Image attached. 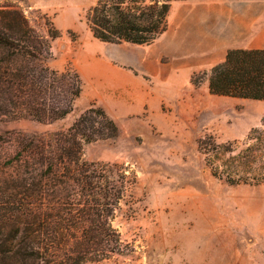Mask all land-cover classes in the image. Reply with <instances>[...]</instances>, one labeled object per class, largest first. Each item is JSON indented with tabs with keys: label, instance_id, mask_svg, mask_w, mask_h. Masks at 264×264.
<instances>
[{
	"label": "rangeland",
	"instance_id": "374dc122",
	"mask_svg": "<svg viewBox=\"0 0 264 264\" xmlns=\"http://www.w3.org/2000/svg\"><path fill=\"white\" fill-rule=\"evenodd\" d=\"M23 1L33 25L45 32V13L59 30L46 63L59 71L72 66L81 93L62 119H0V178L22 172L4 164L21 141L54 146L57 133L99 106L119 133L85 143L82 158L135 172L136 182L111 222L125 249L132 250L84 264H264V183L231 185L214 177L197 148L207 134L245 145L252 128H263L264 101L213 95L206 82L195 87L189 81L192 72L209 70L234 49L209 46L200 36L207 28L202 21L213 16L206 13L227 14L237 25L248 18L245 8L263 13L256 16L263 19L264 0L177 1L167 30L149 45L94 38L85 14L98 0ZM46 230L36 234L49 236ZM5 231L14 234L10 226ZM69 247L70 242L61 248Z\"/></svg>",
	"mask_w": 264,
	"mask_h": 264
},
{
	"label": "trees",
	"instance_id": "16d2710c",
	"mask_svg": "<svg viewBox=\"0 0 264 264\" xmlns=\"http://www.w3.org/2000/svg\"><path fill=\"white\" fill-rule=\"evenodd\" d=\"M177 1L98 0L85 22L102 42L149 45L167 30ZM23 3L0 0V119H62L81 93L80 76L70 65L60 71L47 65L51 40L60 32L45 13V32L33 25ZM189 81L195 87L206 82L213 95L264 101V49H228L222 62L192 72ZM118 133L107 112L92 105L56 134L54 146L40 139L20 142L4 164L22 172L0 178V264H84L132 250L111 222L136 182L135 172L82 158L85 143ZM197 148L214 177L231 185L264 183V125L250 130L245 145L207 134ZM9 226L14 234L5 231ZM45 229L49 236L36 234ZM68 242V249L61 248Z\"/></svg>",
	"mask_w": 264,
	"mask_h": 264
},
{
	"label": "crops",
	"instance_id": "0c3cea01",
	"mask_svg": "<svg viewBox=\"0 0 264 264\" xmlns=\"http://www.w3.org/2000/svg\"><path fill=\"white\" fill-rule=\"evenodd\" d=\"M230 11L229 15H235L232 12L233 10ZM243 11L248 18L242 20L237 25L233 23L235 19L227 17V14L206 13L213 16L206 17L202 21L207 28L199 31L200 36L209 41V46L264 49V18L259 19L256 17L263 13L254 8H245ZM195 21H197L196 18ZM209 26L210 28H208ZM214 26H217V28H214Z\"/></svg>",
	"mask_w": 264,
	"mask_h": 264
}]
</instances>
